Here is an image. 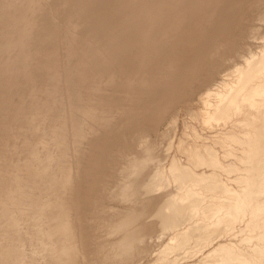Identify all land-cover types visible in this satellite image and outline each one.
<instances>
[{"label": "rangeland", "instance_id": "rangeland-1", "mask_svg": "<svg viewBox=\"0 0 264 264\" xmlns=\"http://www.w3.org/2000/svg\"><path fill=\"white\" fill-rule=\"evenodd\" d=\"M2 1L6 0H0V4ZM90 1L103 12L93 20L97 38H108L110 45L121 41L126 49L132 46L133 39L131 41L120 34L123 29L120 23L132 26L144 20L140 29L149 32L151 27L147 20L138 18L147 19V12L170 10L171 4L181 7L178 9L181 11H176L182 23L180 34L170 29L166 32L167 28L162 27L155 32L166 35L176 46L183 43V35L193 32L192 22L196 16H202L204 20L200 36L189 46L187 43L184 49L181 48L179 58L174 61L176 66L165 73L159 83L144 85L140 90L134 89V83H130L131 99L127 100L120 95L116 84L103 89L106 95L95 92L93 97L109 101L116 107L122 105L120 109L128 107L129 112L125 113L126 116L119 114L110 125L86 136L83 147L87 150L92 142L99 143L95 149L89 150V159L82 164L86 168H80L78 174L79 182L77 177L75 179L77 185L75 183L74 189L78 188L72 193L71 198L75 200L69 199L72 208L61 210L63 215H60L61 211L57 213L64 216L63 219H70L73 215L80 219V225L77 221L80 227L76 230V233L80 232V235L76 234L79 240L76 245L80 248L75 246L83 251L80 262L264 264V59L261 60L264 58V0H182L179 3L171 0V4H162L160 0L158 3L130 0V10L124 8L123 0ZM200 6L207 7L204 13ZM103 9L107 12L104 13ZM167 21V16L163 15L160 23ZM0 29L3 28L0 26ZM132 30L130 27L126 33L130 34ZM81 35L85 40L94 39L85 29L81 30ZM216 45L220 46L217 50ZM250 62L259 67L248 80L244 69ZM116 65L128 68L129 64L124 61ZM2 72L0 67V79ZM10 95L14 96V93ZM10 95L0 93V107H4L5 115L10 116L13 124L17 113L14 114L16 105L9 103ZM18 111L21 112V108ZM0 113L5 130L8 121L2 109ZM70 149L68 157L72 153ZM49 151L54 150L50 148ZM141 152L149 157L142 163L145 172L138 187L155 199L150 208L153 211L158 207L161 218L165 219H149L150 224L138 222L135 226L130 225L133 228L128 226L127 232L124 231L128 230L127 225L124 227L121 223V226L123 221L119 218L126 217L129 212L139 217L144 210L136 207L134 199L114 198V186L125 176L122 169L128 155L131 158ZM22 153L18 152V160L22 161ZM96 153L100 154L99 157ZM109 157L113 159L111 164ZM184 172L188 177L182 178ZM74 193L78 199L73 197ZM107 195L111 198H105ZM80 198L84 200L83 205ZM91 204L93 207L97 205L96 210L90 207ZM10 221L0 215V253L16 246V241L9 236ZM136 226H140L139 229ZM107 228L112 232L109 236ZM36 229L39 230L35 228L22 245V253L25 257L36 258L37 262L33 264H40L42 252L35 248L39 242L30 245V239L33 242L41 234ZM120 240L129 244L125 243V247L119 249ZM133 241L137 243L133 244ZM106 243L113 247L109 248Z\"/></svg>", "mask_w": 264, "mask_h": 264}, {"label": "bare ground", "instance_id": "bare-ground-1", "mask_svg": "<svg viewBox=\"0 0 264 264\" xmlns=\"http://www.w3.org/2000/svg\"><path fill=\"white\" fill-rule=\"evenodd\" d=\"M169 1L171 0H160V3L171 4ZM181 1L178 0L176 3ZM153 2L158 3L159 0H153ZM130 3V0H123L126 10H130L131 7L128 5ZM200 8L204 13V9L207 7L200 6ZM254 8L256 9V7ZM178 9L181 7L178 8L175 4H171L170 10L147 12V19L138 17L147 20L150 24L149 32L140 29V26L144 25V20L143 23L135 22L132 26L120 23V28H123L120 34L131 41L133 39L132 46L126 49V46H122L121 41L110 45L108 38L102 36H100L101 39L97 38L93 20L103 12L90 0H16L14 2L6 0L1 2L0 26L3 29H0V67L3 74L0 79V93L5 96L14 93V96L10 95L8 100L10 104L16 105L17 109L14 108V114L17 113V120L11 124L10 116H6L4 107H0L8 121L7 125L4 124V130L3 124H1L3 117L0 113L2 117L0 118V215L11 220L9 236L16 241L15 247L6 248L0 253V264H33L37 262L36 258H31L29 255L25 257L22 253V245H25L27 239L30 238V233L35 228H39L36 230L41 231V234L35 238L36 241L32 242L30 239L32 243L30 245H36L39 242L35 248L42 252L40 264H82L80 260L83 251H79L80 246L76 245L79 241L76 234L80 235V232L76 233L78 222L79 225L81 224L80 219L74 217L72 210L71 215L73 216L70 217L75 219H71L69 216L70 219H63L64 216L61 218L57 213L64 209L67 210L66 208H72L71 205L69 207V201L75 200L71 197L75 189L77 191L78 188L74 189V186L77 180L79 182L80 168H83L82 164L86 159H89V150L95 149L94 147H97L96 145L99 143L92 142L89 146L91 148L87 150L86 147H83L86 136L99 131L101 127L110 125L119 114L124 115L129 112L126 106H124L126 109L123 107L120 109L121 104L120 107L117 105V108L111 102L93 96L96 91L106 95L103 89L108 85L116 84L118 92L124 97V100L125 98L126 100L131 99L130 83H134V89L137 90H140L144 85L159 83V79L176 66L174 61L179 58L181 50L187 43L189 46L200 36L204 20L202 16L194 18L193 32L183 35V43L178 47L174 41L167 39L166 35L155 33L162 27L167 28L166 32L170 29L180 34L182 23L176 14ZM103 11L107 12L104 9ZM163 15L167 16L168 21L161 24L160 20ZM130 27H133V30L127 34L126 30ZM82 29H85L88 36L94 37V39H82ZM123 42L126 43V40ZM218 46L216 45L214 48L217 50ZM124 61L129 64L128 68L126 65H116L118 62ZM249 64V67L244 69V73H246L244 75L248 80L255 73V68L259 67V65H254L255 67L251 65L254 64L253 62ZM151 66L157 68L154 69ZM125 95L128 96L125 97ZM122 96L120 97L123 100ZM20 108L23 112L18 111ZM50 148H53L54 151H49ZM69 148L72 149V153L68 157ZM98 148H101L100 145ZM18 152H24L22 161L17 159ZM99 153H96L98 157ZM129 156L124 162L125 168L123 165L121 166L125 176H122L124 179L121 178L120 183L114 186V192L118 196L116 197L114 194V198L125 199L126 197L129 201L134 199L136 207L144 210V213L139 210V213L143 214L139 215L138 213L139 217H137L128 211L126 217L119 218L123 221L120 222V225L122 226L121 223H123V226L127 225L126 228H128L130 225L135 226L138 222L150 224L152 219L159 218L160 221L165 219L161 218L158 207L153 208V211L150 208L155 199L148 197L149 193H143V188L138 187V184L141 183V175L145 172L142 163L147 160L149 155L141 152V155L131 156V158ZM111 159L110 161L108 159L110 164ZM80 165L82 166L80 167ZM84 167L86 168V165ZM184 173H180L183 175L182 178L188 177V174ZM87 182L89 183L88 180ZM145 187L147 189V186ZM74 194L73 197H76V193ZM70 198L71 200H69ZM76 198L78 199V197ZM80 199L81 205H83L84 200ZM97 205L92 206L93 209ZM134 209L136 208L134 207ZM65 212L70 215L69 212ZM61 213L60 215H63V211ZM92 218L94 219V217ZM140 226H136L137 229ZM130 228L133 227L130 226ZM108 231L109 236L111 230ZM124 231L128 232L129 228ZM135 233L133 232V234ZM79 235L77 236L80 237ZM129 237H131L130 232ZM121 241L118 243L119 249L125 247L124 244L128 242ZM135 243L133 241V244ZM75 246H79V248L75 249ZM107 246L113 247L111 243Z\"/></svg>", "mask_w": 264, "mask_h": 264}]
</instances>
